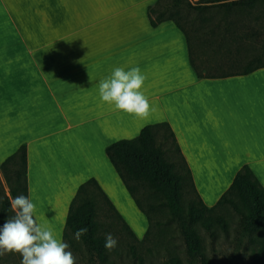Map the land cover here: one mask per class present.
<instances>
[{"label": "crops", "instance_id": "0c3cea01", "mask_svg": "<svg viewBox=\"0 0 264 264\" xmlns=\"http://www.w3.org/2000/svg\"><path fill=\"white\" fill-rule=\"evenodd\" d=\"M158 0H0V165L27 146L34 219L63 241L79 187L94 179L142 240L149 229L106 148L167 123L208 207L249 166L264 187V68L200 79L189 38L151 25ZM139 67L147 119L102 103L98 84ZM117 218V217H116Z\"/></svg>", "mask_w": 264, "mask_h": 264}, {"label": "trees", "instance_id": "16d2710c", "mask_svg": "<svg viewBox=\"0 0 264 264\" xmlns=\"http://www.w3.org/2000/svg\"><path fill=\"white\" fill-rule=\"evenodd\" d=\"M162 2L163 0H158L153 7L148 9L151 25L157 27L165 21H173L180 29H184L174 17H167L165 10L156 9L161 7ZM222 2L228 3L221 4ZM256 2L257 0H211L205 5L220 3L226 8L237 5L254 8ZM200 8H205V6ZM190 60L192 68L200 79L224 78L232 75L203 74L199 64L193 58L191 47ZM262 68H264V59H257L256 64L251 62V65L241 73L250 74ZM161 131L165 132L164 141H172L186 167V174H188L191 187L194 189L197 200L190 202L187 206L184 203V175L176 173L177 165L168 161L162 144H159L158 138ZM106 154L137 207L147 217L150 225L148 232L144 239L139 240L126 225L98 183L91 179L79 187L71 202L63 233V242L73 246L71 236L78 228L86 227L88 232L81 237V241L87 248L91 260L97 259L100 264H113L110 261L109 250L104 247L105 233L108 232L100 233V224L97 221V204L89 198V195L91 192L95 193L105 205L109 218L113 220L112 215L117 217L116 219L126 229L129 237L135 243L144 244L152 234L153 218L156 214V206L147 203L148 197L140 193V189H148L157 199H161L160 205L168 209L169 218L179 226L188 264H214L207 257L203 240L196 228L201 226L215 241L217 226L227 231V223L216 214L218 208L226 205L240 216L243 233L250 237L252 243L258 244V248L252 250L250 255L253 264H264V187L249 166H244L236 174L230 188L222 195L217 204L208 207L194 186L192 173L182 156L175 135L167 123L146 126L138 137L131 140H120L109 145L106 148ZM0 168L10 193V199H7L0 212V225H2L9 219V214L12 212L10 201L18 195L28 197L27 146L22 145L14 155L0 165ZM144 204L147 210L153 212L154 217L150 216L144 208ZM130 251L133 258H138L140 264H144V258L137 254L136 245H131ZM164 264H183V261L180 257L172 256Z\"/></svg>", "mask_w": 264, "mask_h": 264}, {"label": "rangeland", "instance_id": "374dc122", "mask_svg": "<svg viewBox=\"0 0 264 264\" xmlns=\"http://www.w3.org/2000/svg\"><path fill=\"white\" fill-rule=\"evenodd\" d=\"M209 1L163 0L161 7L156 8L165 10L167 17L172 16L182 24L201 72L216 75L239 73L247 69L251 62L256 64L257 59H264V0H257L254 8L241 5L226 8L221 5L228 2L205 5ZM164 135L165 132L161 131L158 141L168 161L177 165L176 173L184 175V203L187 206L197 200L194 189L172 141H164ZM140 193L148 197L145 198L147 203L156 206L154 217L144 204L150 216L154 217L152 234L144 244L135 243L113 215V220L109 218L105 205L95 193L89 195L97 204L100 233L107 231L118 240L117 247L109 251L111 263L140 264L130 251L131 245H136L137 254L144 258V264H164L172 256L180 257L183 264H188L181 231L177 223L169 218L168 209L160 205L161 199H157L148 189H140ZM7 199H10L9 187L0 168V212ZM216 214L227 223V231L217 226L215 241L201 226L196 228L207 257L214 264H253L250 255L258 244L252 243L250 237L243 233L240 216L228 205L218 208ZM13 216L14 213L10 212L9 218ZM71 239L73 246H70V251L76 258V264H100L97 259L91 260L81 239L78 242L73 235ZM21 259L18 253L7 254L0 257V264H21Z\"/></svg>", "mask_w": 264, "mask_h": 264}, {"label": "clouds", "instance_id": "9594fccd", "mask_svg": "<svg viewBox=\"0 0 264 264\" xmlns=\"http://www.w3.org/2000/svg\"><path fill=\"white\" fill-rule=\"evenodd\" d=\"M146 77L140 68L131 67L125 71L117 67L111 75L98 84L102 103L139 119H147L154 109L141 90ZM14 216L0 227V257L7 254H20L21 264H76L70 245L54 236L53 230L40 225L34 219L35 205L25 195H18L10 201ZM88 232V228H78L73 234L76 241ZM118 240L105 234V249L111 251Z\"/></svg>", "mask_w": 264, "mask_h": 264}]
</instances>
